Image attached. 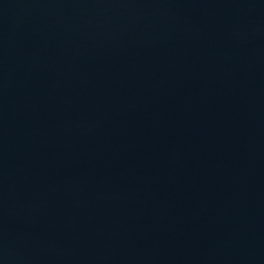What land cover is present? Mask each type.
Wrapping results in <instances>:
<instances>
[{"label":"water","instance_id":"water-1","mask_svg":"<svg viewBox=\"0 0 264 264\" xmlns=\"http://www.w3.org/2000/svg\"><path fill=\"white\" fill-rule=\"evenodd\" d=\"M0 264H264V0H0Z\"/></svg>","mask_w":264,"mask_h":264}]
</instances>
